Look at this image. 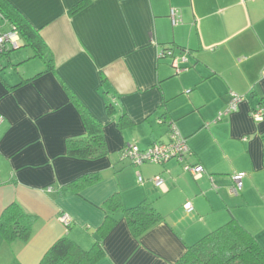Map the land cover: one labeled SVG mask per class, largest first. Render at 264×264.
Wrapping results in <instances>:
<instances>
[{"label":"crops","instance_id":"obj_1","mask_svg":"<svg viewBox=\"0 0 264 264\" xmlns=\"http://www.w3.org/2000/svg\"><path fill=\"white\" fill-rule=\"evenodd\" d=\"M7 1L38 31L54 71L25 51L19 34L16 49L0 58V216L17 203L35 217L26 241L0 234V264H39L64 235L88 249L107 215L114 223L93 264H176L187 246L232 217L264 245V116L250 114L264 105V0H87L74 10L82 0ZM10 30L0 13V33ZM167 46L186 55L181 72L171 57H159ZM60 80L103 124L102 156L67 154L66 141L85 128ZM230 92L243 99L218 117ZM121 113L131 125H116ZM164 117L187 139L186 162L204 167L200 178L174 158L150 166L120 158L124 146L167 142ZM239 171L243 187L233 194L231 175ZM87 173L100 179L78 193L61 188ZM114 194L122 207L151 200L161 219L134 235L121 207L102 208Z\"/></svg>","mask_w":264,"mask_h":264},{"label":"trees","instance_id":"obj_2","mask_svg":"<svg viewBox=\"0 0 264 264\" xmlns=\"http://www.w3.org/2000/svg\"><path fill=\"white\" fill-rule=\"evenodd\" d=\"M86 2L87 0L78 2L71 10L79 8ZM0 13L10 23L11 29H15L20 35L24 46L32 50L31 57H39L43 60L46 66L44 71H54L52 54L38 31L7 0H0ZM13 49L16 48L7 46L0 58ZM186 52L188 53L189 49H185ZM104 79V76H102V80ZM60 83L68 92L69 101L79 113L85 128L84 136L70 138L66 141L67 154L72 157L87 159L102 156L106 153L103 124L89 112L62 80H60ZM104 93L106 96V111L109 116H113L116 109L108 91L105 90ZM164 116L166 115L164 114ZM166 118L164 117L161 122L169 123L168 132L171 123L170 121H165ZM131 124L130 118L124 113H121L116 120V125L119 128ZM99 179L100 175L98 173H87L69 181L61 188L78 193L84 187ZM118 207L122 208L127 225L136 236L161 219V214L153 206L152 201L147 198L142 199L134 206L122 207L118 194H114L104 201L102 208L107 211ZM34 220L35 217L23 211L17 203H11L0 216V234L6 241L14 239L26 241L31 235ZM113 223L114 219L110 215L105 216L104 223L98 230L99 237L88 249L82 248L76 241L66 235L60 237L48 248L39 264L95 263L103 256L101 239ZM176 264H264V245L245 226L232 217L212 231L204 234L193 244L187 246L185 252L176 261Z\"/></svg>","mask_w":264,"mask_h":264},{"label":"built area","instance_id":"obj_3","mask_svg":"<svg viewBox=\"0 0 264 264\" xmlns=\"http://www.w3.org/2000/svg\"><path fill=\"white\" fill-rule=\"evenodd\" d=\"M172 24H176L179 22V16L177 14L176 9H171L170 13ZM17 31L15 29H11L10 31L0 33V55L4 52L7 46L16 47L17 40L14 37L17 35ZM169 56L172 61L175 72H181L186 67L178 64V61H185V55L174 56L171 47L162 48L159 57ZM243 99L242 95H239L235 92H230V98L226 104V108L219 112L218 117L222 114L231 112L236 110L237 103ZM251 116L254 119H261L264 116V105L257 104L250 111ZM3 120V115L0 113V123ZM168 131V140L167 142L155 141L150 146L146 148H139L137 145H127L121 149L120 158L126 159L130 161L131 164L140 165L142 163H164L171 158L176 159L179 162H184L185 168L192 175L194 179H198L201 177L203 172L205 171L204 167L199 164H189L186 162V155H188L190 148L187 143V139L180 135L175 127L170 125ZM245 175L244 171H239L231 175L232 185L230 187V192L233 194H237L242 190L243 187V177ZM138 182H143V177L138 174L137 177ZM154 184L159 186L162 183V180L159 177H155L153 179ZM184 208L186 212H191L193 209L190 201H186L184 203ZM59 220L65 225L68 226L71 222L70 216L63 213L59 215Z\"/></svg>","mask_w":264,"mask_h":264},{"label":"rangeland","instance_id":"obj_4","mask_svg":"<svg viewBox=\"0 0 264 264\" xmlns=\"http://www.w3.org/2000/svg\"><path fill=\"white\" fill-rule=\"evenodd\" d=\"M25 51L28 52L29 54L32 53V50H31L29 47H25ZM35 61H39V60H35ZM143 165H148V166H150V165H152V164L144 163ZM154 165H155V164H154Z\"/></svg>","mask_w":264,"mask_h":264}]
</instances>
